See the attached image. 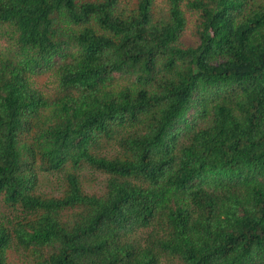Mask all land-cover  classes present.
I'll list each match as a JSON object with an SVG mask.
<instances>
[{
	"label": "trees",
	"instance_id": "16d2710c",
	"mask_svg": "<svg viewBox=\"0 0 264 264\" xmlns=\"http://www.w3.org/2000/svg\"><path fill=\"white\" fill-rule=\"evenodd\" d=\"M0 264H264V0H0Z\"/></svg>",
	"mask_w": 264,
	"mask_h": 264
},
{
	"label": "rangeland",
	"instance_id": "374dc122",
	"mask_svg": "<svg viewBox=\"0 0 264 264\" xmlns=\"http://www.w3.org/2000/svg\"><path fill=\"white\" fill-rule=\"evenodd\" d=\"M192 18L193 17L187 15L188 25L186 31H184L181 37V40L184 45H191L196 42V36L193 33V24H192V22H194V18L193 19ZM38 80H39L38 87L40 86L41 89H43V91H45L46 93H49L54 88L53 79L50 78L49 76L40 78Z\"/></svg>",
	"mask_w": 264,
	"mask_h": 264
}]
</instances>
